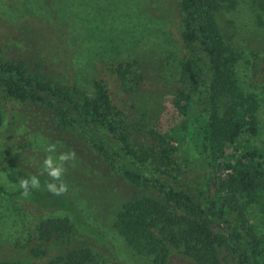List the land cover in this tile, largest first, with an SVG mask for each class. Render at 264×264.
<instances>
[{
  "label": "trees",
  "instance_id": "trees-1",
  "mask_svg": "<svg viewBox=\"0 0 264 264\" xmlns=\"http://www.w3.org/2000/svg\"><path fill=\"white\" fill-rule=\"evenodd\" d=\"M251 1L264 12V0ZM178 2L184 58L181 84L172 99L179 117L169 141L156 132L150 113L115 102L103 80H96L87 96L75 85L58 87L44 76L31 75L21 62L0 58V172L24 178L36 174L41 182L28 197L20 188L8 191L0 184V199L28 203L41 212L60 209L71 220L41 222L34 240L46 243L75 230L116 260L109 241L84 218L70 191L51 194L45 187L47 174L39 175L28 165L27 152L19 151V132L25 128L55 140L70 135L87 147L95 166L122 177L132 195L121 204L112 226L132 251L152 264H168L172 256L189 264H264V244L247 225L242 203L264 200V148L248 141L258 135V102L240 91L234 75L237 56L216 21L217 13L233 8L235 0ZM134 66L118 64L107 71L123 81ZM226 144L235 152L246 151L250 174H225L232 167ZM174 173H188L191 180H178ZM87 261L85 254L71 253L45 264Z\"/></svg>",
  "mask_w": 264,
  "mask_h": 264
},
{
  "label": "rangeland",
  "instance_id": "rangeland-1",
  "mask_svg": "<svg viewBox=\"0 0 264 264\" xmlns=\"http://www.w3.org/2000/svg\"><path fill=\"white\" fill-rule=\"evenodd\" d=\"M216 21L237 56L234 75L240 91L258 102V135L249 138V144L264 148V12L251 0H235L233 8L217 13ZM182 29L178 0H0V58L23 63L31 75L44 76L58 87L75 85L87 96L93 94L94 82L103 80L115 102L132 105L139 114L150 113L154 129L167 141L173 137L179 117L172 99L181 84L184 52L178 36ZM126 63L135 66L123 81L107 71ZM19 133V151L27 152L26 162L36 171L43 170L45 148L50 143L57 145V155L76 152V160L66 165L62 180L84 218L109 241L116 260L101 254L90 238L75 230L54 235L46 243L34 240L35 229L43 221L71 222L66 212H41L28 203L0 199V264H45L71 253L85 254V264H152L149 257L132 251L112 226L121 204L132 195L117 172L95 166L87 147L70 135L55 140L27 128ZM245 152H235L226 144L232 167L225 174L240 177L251 173L243 158ZM174 175L178 180H191L188 173ZM22 177L1 171L0 184L15 191ZM242 203L247 225L264 244V200ZM168 264L189 263L172 256Z\"/></svg>",
  "mask_w": 264,
  "mask_h": 264
},
{
  "label": "clouds",
  "instance_id": "clouds-1",
  "mask_svg": "<svg viewBox=\"0 0 264 264\" xmlns=\"http://www.w3.org/2000/svg\"><path fill=\"white\" fill-rule=\"evenodd\" d=\"M45 152L47 155L43 159V170L39 175H44L46 173L50 178L45 184L48 192L56 196L62 195L68 190V185L62 180V177L67 171L66 165L71 161H75L77 154L74 150H69L60 152L57 155V145L55 143L48 144L45 148ZM17 183L22 190L21 195L23 197H28L31 195L32 190H39L41 187L39 176L36 174L28 178L22 177Z\"/></svg>",
  "mask_w": 264,
  "mask_h": 264
}]
</instances>
